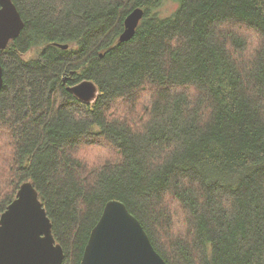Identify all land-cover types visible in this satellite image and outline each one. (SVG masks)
<instances>
[{
  "label": "trees",
  "instance_id": "16d2710c",
  "mask_svg": "<svg viewBox=\"0 0 264 264\" xmlns=\"http://www.w3.org/2000/svg\"><path fill=\"white\" fill-rule=\"evenodd\" d=\"M163 1L12 0L25 28L0 55V219L31 181L62 264H81L111 200L167 264H264V0H175L169 17ZM85 80L92 103L69 90Z\"/></svg>",
  "mask_w": 264,
  "mask_h": 264
},
{
  "label": "water",
  "instance_id": "95a60500",
  "mask_svg": "<svg viewBox=\"0 0 264 264\" xmlns=\"http://www.w3.org/2000/svg\"><path fill=\"white\" fill-rule=\"evenodd\" d=\"M145 11L134 9L125 19L121 43L132 40ZM25 28L12 0H0V55ZM67 49L68 45H59ZM4 86L0 62V90ZM80 101L92 103L98 87L82 81L69 89ZM52 222L31 181L23 183L16 199L0 219V264H62L64 250L52 233ZM81 264H167L154 249L140 221L119 200L109 201L91 231Z\"/></svg>",
  "mask_w": 264,
  "mask_h": 264
},
{
  "label": "rangeland",
  "instance_id": "374dc122",
  "mask_svg": "<svg viewBox=\"0 0 264 264\" xmlns=\"http://www.w3.org/2000/svg\"><path fill=\"white\" fill-rule=\"evenodd\" d=\"M178 7H179V4L177 3V1L164 0L162 5L158 8V12L160 13L162 17H169L178 9ZM241 33L244 34L245 38L249 40V44L251 45V48L254 47V45L257 43V36L252 32H241ZM32 54H33V51L28 56H31ZM141 101H142L143 106L145 107L146 104L150 103V98L146 94H144L141 97ZM138 112L140 115H142L143 113V111H138ZM90 147L91 146H89L88 148L82 147L79 151L80 156L82 158H85V160L88 159V161H91V162H93V160L103 161L104 159L102 158L104 156H107V158L112 157L110 156L112 155V152L110 151V149L108 150L107 147L105 146H99V148H96L94 150H92ZM98 157H100V159ZM169 201L171 202L173 206L176 204V202L175 201L173 202L171 199H169ZM178 211L179 209L176 211L174 208V220H175V230L174 231L175 232L178 230L185 229L183 219L178 218L177 216ZM178 232H181V231H178Z\"/></svg>",
  "mask_w": 264,
  "mask_h": 264
},
{
  "label": "bare ground",
  "instance_id": "6f19581e",
  "mask_svg": "<svg viewBox=\"0 0 264 264\" xmlns=\"http://www.w3.org/2000/svg\"><path fill=\"white\" fill-rule=\"evenodd\" d=\"M1 91V90H0ZM154 247V246H153ZM155 249V248H154ZM157 252V251H156Z\"/></svg>",
  "mask_w": 264,
  "mask_h": 264
},
{
  "label": "flooded vegetation",
  "instance_id": "af4514ba",
  "mask_svg": "<svg viewBox=\"0 0 264 264\" xmlns=\"http://www.w3.org/2000/svg\"><path fill=\"white\" fill-rule=\"evenodd\" d=\"M53 233V232H52Z\"/></svg>",
  "mask_w": 264,
  "mask_h": 264
}]
</instances>
